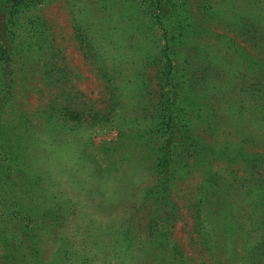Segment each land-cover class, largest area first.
Instances as JSON below:
<instances>
[{"label": "rangeland", "instance_id": "374dc122", "mask_svg": "<svg viewBox=\"0 0 264 264\" xmlns=\"http://www.w3.org/2000/svg\"><path fill=\"white\" fill-rule=\"evenodd\" d=\"M161 1L40 0L10 17L0 0V86L13 81L0 88V264H264L250 257L260 209L246 219L264 175V0ZM166 29L184 47L177 72L191 94L234 95L192 99L184 144H203L200 157L181 150L163 177L165 139L152 130ZM227 207L240 233L215 237ZM199 209L212 248L194 232Z\"/></svg>", "mask_w": 264, "mask_h": 264}, {"label": "trees", "instance_id": "16d2710c", "mask_svg": "<svg viewBox=\"0 0 264 264\" xmlns=\"http://www.w3.org/2000/svg\"><path fill=\"white\" fill-rule=\"evenodd\" d=\"M154 1L158 6H160L162 3L161 0H154ZM9 2L12 4L11 11L9 13L10 17H15L18 11L22 8H29V6H31L32 4L41 3L40 0H9ZM168 13L169 12H164L163 15H166ZM164 34H165V45L163 48V53L167 58V73H166L167 83L160 90L161 92L159 93L158 96L160 97V99L158 101L161 105V108L157 110V114H159V120H162L163 123L159 124L155 130H152L153 135H155L156 138L162 132L163 134L162 137L165 139V143L161 149L162 153L164 154L162 156L157 157L154 162V168L156 169L158 175H160L161 172V175H163V177H165L167 174H171V175L173 174L174 176L175 172L178 173L179 169H177L176 171H172V169L176 167V165L178 164V159L181 158L179 156L181 150L192 147L195 149V152L199 153V157H200L199 149L200 147H202L203 144L199 143L200 146L196 142H193V144H184L187 141H189L190 138L192 137L190 131L188 130L189 129L188 124L185 125L183 122L184 118L188 115L186 113V109L187 107L191 106L190 102L192 101L193 104H196L195 100L204 99L203 100V105H204L208 103V99L211 98L210 96L216 94L218 99L224 101L227 100L229 105L230 102L228 96L229 94L234 95V93L231 92L233 90L225 91L226 89L224 88L220 90H216V88L212 89L205 85H202L201 89L198 91L194 90L195 93L191 94L188 89L189 84H185V82L180 80L178 78L180 76V73L177 72L178 68L182 66V64H181V59L179 58L176 65V58L179 57L178 55L180 53V50H182L184 47H182V44L179 45L180 40L178 39L177 36L173 35V33L170 32L169 30L166 29ZM6 49H7L6 46L0 47V72H2L3 65L6 62V58H5ZM171 55L174 56H172L171 58ZM185 61L188 64L190 59L186 57ZM192 62L194 61L192 60ZM195 72L196 71H194V73ZM190 76L193 77V75ZM200 76L202 78L205 75L204 73H201ZM186 77H189V75ZM5 80L6 82L4 83ZM5 80L3 81L4 83L3 87L0 86V88L2 87L3 90L9 92L12 89L13 81L8 79ZM242 84L243 83L241 82L240 86L237 87L238 91L242 89ZM259 98L264 99V96L260 95ZM184 104L186 106H183ZM188 104H190V106H187ZM0 108H2V105H0ZM241 108L245 110L243 107ZM258 108L260 109V106H256V109ZM156 142L157 141L155 138H150V140L148 141L149 143L148 148L152 153L154 152V150H156V153L158 152L161 153L159 148H157L159 147L158 144L156 147L154 146ZM176 145H178L179 148H175ZM172 150H176L177 152L172 154L171 153ZM248 189L249 190L251 189L253 191L252 193L255 195V198H253V200H251V202L249 203V211H248L249 217H247L246 219L247 220L250 219L251 214L253 212L256 213V211L260 209L259 213L261 214H259L258 216L260 219L258 217L257 218L260 221L259 225L261 229L264 230V175H261V178L260 177L255 178L253 186H251ZM167 191L168 189L167 190L164 189L162 192H160L161 199H165ZM222 200L223 198L218 195V191L217 190L213 191V198L211 202H215L217 205H219L218 203H223ZM170 203L172 202L170 201ZM232 209L233 208L228 209L227 207L226 212L220 218L217 219L216 222L217 225L215 226L211 225L207 231H211L214 228L213 230H215L214 233L216 234L214 235L215 237L225 233V236H228L230 238H232L233 235L235 236L237 235V233H240L238 226L242 223V220L241 218H238L237 216L231 213ZM193 214L194 215H191L194 226L193 229L194 232L197 233L196 237L199 244L204 249L212 248L213 246L212 241L208 240L205 237V234L204 235L202 234L204 225L209 221L212 222V220H209L207 218L205 220H200L201 218L200 214H202V212H200V209L194 211ZM257 218L253 217L255 221H258L256 220ZM206 234L209 235L211 238L210 235L211 233L210 234L206 233ZM252 248H253L252 252L250 253V257L252 258L251 261L262 262L263 261L262 257H264V235L263 238L260 240V242H256V244Z\"/></svg>", "mask_w": 264, "mask_h": 264}]
</instances>
